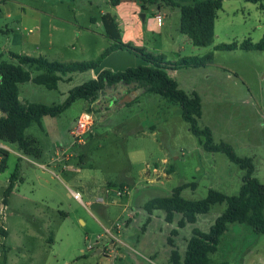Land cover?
<instances>
[{"label": "rangeland", "instance_id": "rangeland-1", "mask_svg": "<svg viewBox=\"0 0 264 264\" xmlns=\"http://www.w3.org/2000/svg\"><path fill=\"white\" fill-rule=\"evenodd\" d=\"M111 1L0 0L1 59L17 65L11 54L64 62L99 58L112 42L103 15L115 14ZM123 1L137 3L146 15L139 22L148 52L171 61L209 56L171 77L177 88L199 96L197 126L209 129L213 142L229 144L237 157L250 159L251 176L264 183V50L216 48L244 39L257 42L264 34V9L252 1L224 0L216 12L213 42L194 46L178 31L177 7L162 5L158 11L144 0ZM25 68L32 76L43 72ZM93 74L68 73L55 89L23 82L20 99L61 104ZM100 96L103 102L91 107L93 123L79 137L74 131L86 105L80 98L25 129V136L39 140V157L16 143H5L6 155L0 150L5 162L0 169V264H171L170 230H176L174 248L183 257L191 229L206 232L225 203L213 204L182 227L176 225L181 213L168 222L164 210L150 215L144 204L182 185L179 193L189 200L204 198L210 188L238 193L244 170L223 152L207 151L190 133L177 103L141 89ZM17 166L15 187L5 197ZM191 182L194 187L186 185ZM208 258L215 264H264V235L246 223H229Z\"/></svg>", "mask_w": 264, "mask_h": 264}, {"label": "trees", "instance_id": "trees-1", "mask_svg": "<svg viewBox=\"0 0 264 264\" xmlns=\"http://www.w3.org/2000/svg\"><path fill=\"white\" fill-rule=\"evenodd\" d=\"M259 3L258 7L264 9V0H244ZM120 0H112L115 6ZM148 4L177 7L179 11L178 31L185 34L194 46H207L213 42V28L217 17L216 12L221 8L223 0H144ZM105 28L107 36L113 40L111 46L104 50L99 58L87 61H56L48 60L43 56H30L25 54H11L18 59L19 64L9 63L0 57V140L5 143H16L21 151L29 156L39 157L41 154L39 140L35 137L25 136V129L32 122L40 124L44 116H57L65 110L76 99H83L86 102L84 112H91V105L99 99L101 93L119 92L124 88L128 94L142 90L145 92L160 94L171 103H177L180 107L182 119L186 121L192 135L197 137L200 144L207 151H221L227 159L237 164L244 170L241 176L240 188L237 194L224 195L222 192L210 188L207 195L202 199L189 200L180 195L183 186L174 188L170 196L156 197L148 200L144 207L150 215L153 210L162 209L166 213V220L170 222L176 213L182 217L176 223L182 227L185 223H194L197 215L207 213L210 207L216 203H225L224 210L211 223L206 232L198 231L193 227L190 237L187 239L183 260L176 251L173 237L176 230L171 229L167 243L171 246L168 259L171 264H215L209 258L218 245L220 236L229 223H246L251 229L264 235V183L252 177L253 164L246 157H237L233 148L224 142L215 143L207 128H199L197 118L200 115V98L195 93H187L177 88V84L171 77V72L182 67L200 66L209 58L187 57L174 61L167 60L162 54L154 55L147 52L145 48L124 43L119 38L118 23L114 16L104 13ZM109 30V31H108ZM218 49H245L264 50V34L257 42L251 39H244L240 43H222L216 46ZM125 49L129 53L140 55L148 60L149 65L136 64L127 70H116L111 68L103 69L96 77H92L83 83L73 87L68 97L61 104L46 105L37 102L21 101L18 85L26 81L43 85L49 89H55L56 84L64 75L73 72L93 70L100 63V60L113 50ZM29 67L42 70L43 72L32 76ZM7 154V151H3ZM4 162V157L2 159ZM5 163V162H4ZM0 169L3 170V164ZM17 170L9 178L5 197L14 189V183L18 178ZM194 187V183L189 184ZM5 201V200H4ZM173 236V237H172ZM222 264V263H221Z\"/></svg>", "mask_w": 264, "mask_h": 264}, {"label": "crops", "instance_id": "crops-1", "mask_svg": "<svg viewBox=\"0 0 264 264\" xmlns=\"http://www.w3.org/2000/svg\"><path fill=\"white\" fill-rule=\"evenodd\" d=\"M224 1V0H223ZM125 1L122 2V0H120V2H118L114 8L116 9L115 14L112 13H108L112 16H114L116 22L118 23V31H119V38L121 39L122 42L124 43H130L134 46L137 47H142L148 50V47L145 45L144 40L142 39V32H141V23L139 22L140 20V16H142L141 10L139 9V6L137 5V3L132 2V3H124ZM223 4V3H222ZM159 11V8H158ZM159 14V13H157ZM156 14V15H157ZM104 15V14H103ZM145 15V14H144ZM155 15V16H156ZM146 17V15H145ZM143 17V18H145ZM157 18V17H156ZM95 21H97V18H94ZM159 24L162 23L158 21ZM35 29H38V26H35ZM113 43V40L111 42V44ZM111 46V45H110ZM109 46V47H110ZM109 47H107L106 49H108ZM105 49V50H106ZM104 51V50H103ZM102 51V52H103ZM21 84V83H20ZM20 84L18 85V88L20 89V97H21V88H20ZM125 92H127L125 90ZM19 97V99H20ZM102 97L100 96L99 99H97L90 107H92L95 103H101L103 101H101ZM21 100V99H20ZM22 101V100H21ZM84 112V110H83ZM82 112V113H83ZM5 144V141H3ZM6 145V144H5ZM8 147V145H6ZM134 153V151H133ZM162 162H167V159L164 157L161 159ZM158 169V168H157ZM75 192V191H74ZM77 192V191H76ZM198 216V215H197ZM175 217V216H173ZM197 220V217H196ZM195 223V222H194ZM193 224V223H191ZM209 227V226H208ZM223 237V234L220 236V238ZM174 241V240H173ZM220 242V239H219ZM218 242V244H219ZM175 244V243H174ZM218 247V245H217ZM216 250V249H215ZM214 250V251H215ZM213 251V252H214ZM212 252V253H213ZM179 254V253H178ZM180 259H182L183 257H181V255H179ZM183 260V259H182ZM222 263V262H221ZM220 263V264H221ZM217 264V263H216ZM219 264V263H218Z\"/></svg>", "mask_w": 264, "mask_h": 264}, {"label": "water", "instance_id": "water-1", "mask_svg": "<svg viewBox=\"0 0 264 264\" xmlns=\"http://www.w3.org/2000/svg\"><path fill=\"white\" fill-rule=\"evenodd\" d=\"M142 17H145V15L142 14ZM99 63L100 64L92 70L94 77L100 74V72L105 68H111L114 71H125L127 68L129 69V67L136 64L149 65L148 60L143 59L140 55L129 53V51L127 52L125 49L111 51L106 56H104Z\"/></svg>", "mask_w": 264, "mask_h": 264}, {"label": "built area", "instance_id": "built-area-1", "mask_svg": "<svg viewBox=\"0 0 264 264\" xmlns=\"http://www.w3.org/2000/svg\"><path fill=\"white\" fill-rule=\"evenodd\" d=\"M156 17L159 22L162 21V15L157 14ZM29 31H31V29ZM92 123H93V119L91 113L83 112V114L80 116L78 120L74 134L79 137L81 134L85 133L89 129ZM0 150L5 152L8 150V147L4 144V142H2V140L0 141ZM2 159L3 157L2 155H0V165L3 163ZM79 196L80 194L75 191L74 197L79 199Z\"/></svg>", "mask_w": 264, "mask_h": 264}]
</instances>
